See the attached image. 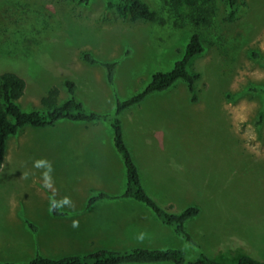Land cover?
Wrapping results in <instances>:
<instances>
[{
    "label": "rangeland",
    "instance_id": "374dc122",
    "mask_svg": "<svg viewBox=\"0 0 264 264\" xmlns=\"http://www.w3.org/2000/svg\"><path fill=\"white\" fill-rule=\"evenodd\" d=\"M143 1L156 12L154 21L120 19L107 0H0V74L26 79L25 110L42 109L41 98L54 86L60 101L68 98L65 82L72 80L88 110L112 114L116 99L169 71L197 33L204 51L188 66L198 76L195 100L178 81L122 113L147 193L173 212L200 208L186 224L197 248L130 199L91 207L125 224L117 234L92 231L91 243L75 242L76 231L54 218L52 202L77 211L94 193H122L126 178L109 121L63 120L26 126L8 139L0 169V261L141 246L188 256L202 251L224 264L243 254L264 262V97L249 92L264 89V0H236L232 17L227 0H213V18L198 25L177 0ZM83 52L117 63L112 86L106 68L87 63Z\"/></svg>",
    "mask_w": 264,
    "mask_h": 264
},
{
    "label": "trees",
    "instance_id": "16d2710c",
    "mask_svg": "<svg viewBox=\"0 0 264 264\" xmlns=\"http://www.w3.org/2000/svg\"><path fill=\"white\" fill-rule=\"evenodd\" d=\"M88 2L89 0H79ZM186 14L194 24L208 23L214 16L213 0H177ZM229 7V17L234 15L236 0H227ZM106 6L114 9L117 17L124 20L135 21L137 19L154 21L156 12L143 0H107ZM204 47L200 42L197 33H192L185 46L182 57L177 60L169 71L155 72L151 80L137 93L130 97L119 100L116 99V107L112 114L98 113L88 110L85 103L76 94V84L72 80H67L65 86L69 97L60 101V89L52 87L46 95L41 98L42 109L25 110L20 100L26 93L27 82L24 77L14 72L0 74V169L3 167L7 151L8 139L19 133L26 126L32 128H46L55 126L60 121L80 122V123H100L109 121L113 133V146L120 155L125 170V189L122 193L111 195L100 192L92 194L86 204V209L91 208L103 199L129 198L146 206L160 220L163 226H168L173 231L185 239L188 243L197 248V243L187 229V222L200 213V208L196 205H188L184 209L173 212L161 205L145 190L141 184L139 167L127 145L123 133L122 113L134 106L142 103L148 96L165 92L178 81L187 84L192 99L195 100L196 74L188 71V66L193 58L203 53ZM83 58L87 63L100 64L106 68L107 81L112 86L116 62L100 61L89 52H83ZM249 92L259 94L264 97V89L252 87ZM55 202V201H53ZM54 216H64L66 213L60 207H53ZM30 229L36 233L38 226L26 220ZM194 256H188L184 251L175 248H165L162 250L146 248L141 246L128 249H108L100 248L84 254H71L62 258H51L37 253L30 261H0V264H224L218 262L213 257L197 251ZM231 264H264L263 261L255 259L249 255H240Z\"/></svg>",
    "mask_w": 264,
    "mask_h": 264
},
{
    "label": "crops",
    "instance_id": "0c3cea01",
    "mask_svg": "<svg viewBox=\"0 0 264 264\" xmlns=\"http://www.w3.org/2000/svg\"><path fill=\"white\" fill-rule=\"evenodd\" d=\"M121 119H122V123H123L124 119L122 116H121ZM90 124H96V123H90ZM112 144H113V142H112ZM113 148H114V146H113ZM114 150H115V148H114ZM121 161H122V159H121ZM122 164H123V162H122ZM123 168H124V166H123ZM124 172H125V170H124ZM89 197H88V199H89ZM121 199L129 200V198H121ZM107 200H109V199H103L101 201H107ZM130 200H133V199H130ZM109 212L110 211H107V210L95 211L92 208H89V209L81 208L80 210H77V211L76 210L71 211V212L66 211L65 212L66 215H64V216H58V217L54 216V215L53 216L55 219L64 220V221L68 222L70 224V226L76 231L75 232L76 238L74 240L75 242L91 243L95 239V238H92V236H89V234L92 231H95V233L98 235L103 234L102 236L106 237L105 234L110 233L111 234L110 236H112L113 235L112 233L115 232L114 234H117L116 232H118L119 230L122 229V227L125 226V224L123 222L120 223V221H118L117 219L111 220V219L107 218L108 216H110ZM122 212H124V211H122ZM74 222L76 223V226H73ZM115 228H117V229H115ZM110 238L113 239L114 236L110 237ZM134 247H136V246H134Z\"/></svg>",
    "mask_w": 264,
    "mask_h": 264
},
{
    "label": "clouds",
    "instance_id": "9594fccd",
    "mask_svg": "<svg viewBox=\"0 0 264 264\" xmlns=\"http://www.w3.org/2000/svg\"><path fill=\"white\" fill-rule=\"evenodd\" d=\"M43 163V162H38L37 163V167L40 166V164ZM49 172H51V167L49 166V170L48 172H45L44 173V178H45V186L46 187H51V184L49 183L51 177L49 175ZM62 204H70V200L68 198H64V200L62 201ZM53 207H60V204H57L56 202H53ZM73 226H76V223L74 222V225Z\"/></svg>",
    "mask_w": 264,
    "mask_h": 264
}]
</instances>
